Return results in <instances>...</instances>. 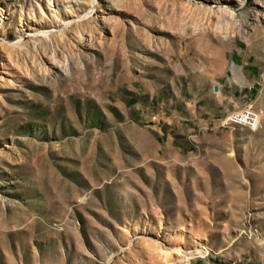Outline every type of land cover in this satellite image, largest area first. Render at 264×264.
I'll use <instances>...</instances> for the list:
<instances>
[{
    "label": "rangeland",
    "instance_id": "374dc122",
    "mask_svg": "<svg viewBox=\"0 0 264 264\" xmlns=\"http://www.w3.org/2000/svg\"><path fill=\"white\" fill-rule=\"evenodd\" d=\"M242 61L255 118L157 149L134 98ZM0 264H264V0H0Z\"/></svg>",
    "mask_w": 264,
    "mask_h": 264
},
{
    "label": "crops",
    "instance_id": "0c3cea01",
    "mask_svg": "<svg viewBox=\"0 0 264 264\" xmlns=\"http://www.w3.org/2000/svg\"><path fill=\"white\" fill-rule=\"evenodd\" d=\"M236 80L212 83L211 86L188 81L176 83L171 91L140 93L135 103L154 98L153 114L157 149L175 152L194 151L209 130L221 125L222 116L230 109L246 104L253 98L259 83L254 69L242 61L236 68Z\"/></svg>",
    "mask_w": 264,
    "mask_h": 264
},
{
    "label": "built area",
    "instance_id": "2783aa9c",
    "mask_svg": "<svg viewBox=\"0 0 264 264\" xmlns=\"http://www.w3.org/2000/svg\"><path fill=\"white\" fill-rule=\"evenodd\" d=\"M255 112H259L251 103H247L242 107L228 110L221 118L222 125H232V119H241L245 122L246 118H255Z\"/></svg>",
    "mask_w": 264,
    "mask_h": 264
},
{
    "label": "bare ground",
    "instance_id": "6f19581e",
    "mask_svg": "<svg viewBox=\"0 0 264 264\" xmlns=\"http://www.w3.org/2000/svg\"><path fill=\"white\" fill-rule=\"evenodd\" d=\"M226 11L227 12H232L229 9H227ZM85 19H89V16L85 17ZM41 33H43V35H44V37H43L44 40L50 42L51 44L53 43L52 32H50L47 29H43V30H41ZM21 44L23 45V43H21ZM247 119L248 118H246L245 121H247ZM239 120H241V119H239ZM181 249L182 248H176V247H172V248L170 247V248L163 249V256H164L165 260L168 261V262H170L171 261V258H172L173 252H181Z\"/></svg>",
    "mask_w": 264,
    "mask_h": 264
}]
</instances>
